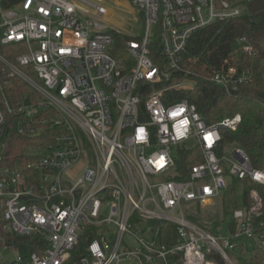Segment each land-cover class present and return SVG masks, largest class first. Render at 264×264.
<instances>
[{"label":"built area","instance_id":"obj_1","mask_svg":"<svg viewBox=\"0 0 264 264\" xmlns=\"http://www.w3.org/2000/svg\"><path fill=\"white\" fill-rule=\"evenodd\" d=\"M253 1L130 0L143 12V31L127 36V56L118 58L122 34L102 25L105 8L87 0H20L3 8L0 0V46L25 48L0 63L39 97L14 106L0 99V248L16 255L2 264H234L241 237L264 252V200L256 189L248 192L249 207L233 212V233L229 225L222 234L223 222L194 220L231 179L264 186V172L241 148L224 154L221 131H236L240 115L209 125L186 97H171L195 87L183 65L192 36L240 19ZM155 43L162 63L150 57ZM206 78L231 93L251 74L225 61ZM12 128L46 144L27 146L23 164L10 166L4 159ZM183 146L202 155L186 180L177 178ZM36 148L45 153L27 154ZM78 165L77 178L68 179ZM173 236L172 245L164 241ZM24 237L42 243L27 259L7 243ZM82 240L84 253L75 256Z\"/></svg>","mask_w":264,"mask_h":264},{"label":"trees","instance_id":"obj_2","mask_svg":"<svg viewBox=\"0 0 264 264\" xmlns=\"http://www.w3.org/2000/svg\"><path fill=\"white\" fill-rule=\"evenodd\" d=\"M19 1L2 0L1 6L10 8ZM116 39V57L125 58L127 56L126 41L130 38L119 35ZM241 39H244L243 43L240 42ZM244 46L251 48V51L243 52ZM24 52L25 48L21 44L0 46V56L9 61H15L16 57ZM150 57L154 62L162 63L156 43L151 48ZM225 61L230 66L237 67L239 71L247 70L251 74L250 80L236 92L228 93L210 83L206 78L208 73L221 68ZM183 65L191 73L189 79L195 83V87L190 92L175 93L171 97L173 99L186 97L191 104L196 105L200 116L209 125L216 124L225 117L240 115L241 122L236 131H221L222 147L230 141L236 143L248 156L251 166L264 172V0H255L246 4L244 15L240 19L219 23L194 34L188 44ZM3 69L0 63L2 83L0 99H7L12 106L25 97H30L33 101L39 99L24 81L18 77H8ZM5 83L8 85L6 86ZM29 102L31 100L26 98L25 103ZM45 144L41 137L31 138L27 134H19L12 128L7 138L4 159L6 165L23 164L27 146ZM178 152L177 171L180 176L177 178L186 180L191 168L202 162V155L197 147L183 146L178 149ZM235 183H240L244 187L242 208L250 205L248 195L250 189H256L264 200V186L231 179L220 197L222 219L217 221L219 223L223 222L227 216H232L233 212L238 209L233 188ZM230 228L233 233L235 230L233 222ZM162 233L164 237L165 234L169 237L173 234V229L171 226H166L162 228ZM164 241L172 245L175 238L173 236L170 240L166 238ZM7 243L17 248L24 259H27L31 253L37 252L40 245L42 246V243L33 237L8 238ZM85 246L86 243L82 240L74 255L83 254ZM235 251L243 254L244 246L240 245ZM263 255L264 252L253 247L250 257L242 264H262ZM216 260L223 263L218 257Z\"/></svg>","mask_w":264,"mask_h":264},{"label":"rangeland","instance_id":"obj_3","mask_svg":"<svg viewBox=\"0 0 264 264\" xmlns=\"http://www.w3.org/2000/svg\"><path fill=\"white\" fill-rule=\"evenodd\" d=\"M88 2L92 3L93 5L102 7L106 9V15L103 16L101 23L105 25L109 31H115L116 33L126 35V36H134L138 37L142 34L143 31V12L138 8L134 7L130 0H87ZM87 9L91 14H94L95 11L92 8H88L83 6ZM154 35V33L152 34ZM238 146L236 143L230 141L224 146V154L230 157L232 151L237 149ZM45 153L42 148L36 149H28L27 154L33 156H41ZM82 165H78L77 167L69 170L66 172V177L70 180H74L77 178ZM234 193L236 198V203L238 208H242L243 202V193L244 187L240 183H235L234 186ZM213 205L207 209L199 210L197 214V218L201 220H208V221H220L222 219L221 214V199L214 200ZM231 216H227L224 218L222 226V234L228 235L229 233V225L231 224ZM237 243L244 244V252L240 254L239 252H233V261L234 264H242L246 259L250 257L252 249L254 247L253 241L247 239L246 237H241L240 239L236 240ZM16 258V255L11 252L10 250H3L0 248V264L6 262H12ZM262 264H264V255L262 258Z\"/></svg>","mask_w":264,"mask_h":264},{"label":"snow or ice","instance_id":"obj_4","mask_svg":"<svg viewBox=\"0 0 264 264\" xmlns=\"http://www.w3.org/2000/svg\"><path fill=\"white\" fill-rule=\"evenodd\" d=\"M174 115H176V114H174ZM141 132H143V129H141Z\"/></svg>","mask_w":264,"mask_h":264}]
</instances>
